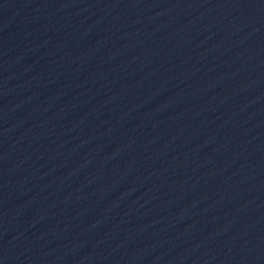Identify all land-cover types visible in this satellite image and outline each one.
Returning a JSON list of instances; mask_svg holds the SVG:
<instances>
[{
    "label": "water",
    "instance_id": "1",
    "mask_svg": "<svg viewBox=\"0 0 264 264\" xmlns=\"http://www.w3.org/2000/svg\"><path fill=\"white\" fill-rule=\"evenodd\" d=\"M0 264H264V0H0Z\"/></svg>",
    "mask_w": 264,
    "mask_h": 264
}]
</instances>
